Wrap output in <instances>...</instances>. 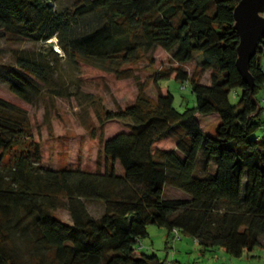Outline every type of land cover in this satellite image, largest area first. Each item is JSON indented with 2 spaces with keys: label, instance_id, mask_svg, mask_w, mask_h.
Wrapping results in <instances>:
<instances>
[{
  "label": "trees",
  "instance_id": "1",
  "mask_svg": "<svg viewBox=\"0 0 264 264\" xmlns=\"http://www.w3.org/2000/svg\"><path fill=\"white\" fill-rule=\"evenodd\" d=\"M58 1L0 0V40L48 43L14 50L5 80L17 97L32 102L55 87V43L74 69L85 64L118 80L134 77V64L152 61L158 47L171 64L139 83L126 106L107 108L88 95L97 123L87 117L83 126L91 137L99 130L94 170L45 166L28 111L0 95V264H168L141 249L152 224L235 257L264 247V37L250 60L251 89L236 65L239 0H78L63 9ZM196 53L210 83L185 68ZM2 60L0 47V68ZM169 79L188 83L195 105L178 110L163 83ZM149 82L158 87L155 98ZM199 113L219 117L214 134L203 130ZM114 122L124 127L106 135ZM164 138L173 148L155 149ZM167 185L187 197L165 198ZM87 200L103 203L101 215ZM60 207L72 222L56 215Z\"/></svg>",
  "mask_w": 264,
  "mask_h": 264
},
{
  "label": "rangeland",
  "instance_id": "2",
  "mask_svg": "<svg viewBox=\"0 0 264 264\" xmlns=\"http://www.w3.org/2000/svg\"><path fill=\"white\" fill-rule=\"evenodd\" d=\"M78 0H59L55 5L58 8L72 7ZM56 41V39H54ZM0 47L3 51V64L0 72V95L23 106L29 114L33 125V133L40 143L42 162L45 166L62 168L81 167L94 170L98 156V134L91 137L83 126V119L90 118L96 121L92 107L89 104L88 95L102 98L103 104L107 108L116 105L126 106L131 104L138 91L139 83L150 79V76L157 70L169 66L170 60L166 51L158 47L152 53V61L143 58L134 64L135 76L118 80L112 74L88 65H81L79 70L71 67L65 59L63 50L54 44L53 49L58 54L59 76L57 84L53 87L55 92L45 89L44 92L35 97L32 102H27L14 95L5 80L7 64L13 61V53L16 48L27 50H44L48 43H35L27 40H0ZM202 54L196 53L194 59L185 64L189 74L196 73L203 83H210V70L201 72L199 70ZM264 65V56L262 57ZM170 86V90L175 97L174 105L178 110H184L187 106L195 105V95L191 91L188 83L182 84L174 79L164 80ZM146 92L151 97H157L158 87L149 82ZM258 96L261 99L263 110L261 118L264 123V88ZM239 95L232 92L230 100L238 104ZM199 120L205 132L214 134L219 123V117H208L200 114ZM51 124V128L48 126ZM97 123V121H96ZM124 127L123 123L114 122L108 124L106 135L113 134ZM264 127V125H263ZM262 134V129L258 130ZM264 137V136H263ZM174 141L164 138L155 143V149H171ZM203 166L202 157L199 159L197 173L201 174ZM215 166L210 165L213 172ZM165 198H183L187 195L179 188L167 185L164 189ZM88 210L99 216L103 212L104 206L101 201L87 200ZM56 215L64 221L72 222L69 211L60 207L56 210ZM148 236L143 238L141 249L147 253H156L161 259H165L168 264H264V247L255 246L251 251H245L240 257H235L227 253L223 248L204 250L202 246L193 238L179 231L176 239L173 233L168 232L165 227L149 225L147 227Z\"/></svg>",
  "mask_w": 264,
  "mask_h": 264
},
{
  "label": "water",
  "instance_id": "3",
  "mask_svg": "<svg viewBox=\"0 0 264 264\" xmlns=\"http://www.w3.org/2000/svg\"><path fill=\"white\" fill-rule=\"evenodd\" d=\"M233 16L234 27L239 36L236 65L252 89L254 78L249 64L259 41L264 37V0H239Z\"/></svg>",
  "mask_w": 264,
  "mask_h": 264
},
{
  "label": "built area",
  "instance_id": "4",
  "mask_svg": "<svg viewBox=\"0 0 264 264\" xmlns=\"http://www.w3.org/2000/svg\"><path fill=\"white\" fill-rule=\"evenodd\" d=\"M178 234H179V231L177 229H173V239H176V237H179Z\"/></svg>",
  "mask_w": 264,
  "mask_h": 264
}]
</instances>
